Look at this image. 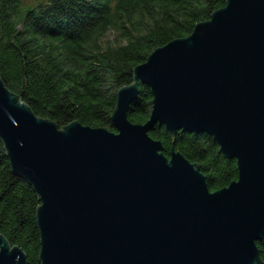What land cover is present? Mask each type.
Returning a JSON list of instances; mask_svg holds the SVG:
<instances>
[{
    "label": "water",
    "instance_id": "obj_1",
    "mask_svg": "<svg viewBox=\"0 0 264 264\" xmlns=\"http://www.w3.org/2000/svg\"><path fill=\"white\" fill-rule=\"evenodd\" d=\"M139 84L144 123L127 118ZM115 131L59 129L0 78V139L40 199V264H261L264 238V0H225L185 37L154 49L120 88ZM206 134L237 178L211 192L200 169L148 132ZM0 264H27L0 234Z\"/></svg>",
    "mask_w": 264,
    "mask_h": 264
},
{
    "label": "trees",
    "instance_id": "obj_2",
    "mask_svg": "<svg viewBox=\"0 0 264 264\" xmlns=\"http://www.w3.org/2000/svg\"><path fill=\"white\" fill-rule=\"evenodd\" d=\"M224 5L225 0H0V78L34 115L59 129L77 122L115 131L110 118L117 91L133 83V69ZM151 109L150 89L139 84L127 118L144 123ZM148 135L161 142L164 156L174 148L196 165L211 192L237 178L236 161L206 134L172 135L156 124ZM39 206L33 187L13 174L0 139V234L22 249L27 264H40ZM256 246L264 264V238Z\"/></svg>",
    "mask_w": 264,
    "mask_h": 264
},
{
    "label": "rangeland",
    "instance_id": "obj_3",
    "mask_svg": "<svg viewBox=\"0 0 264 264\" xmlns=\"http://www.w3.org/2000/svg\"><path fill=\"white\" fill-rule=\"evenodd\" d=\"M112 37H113V35H112L111 33H108V34L106 35V39H109V40H111V39H112Z\"/></svg>",
    "mask_w": 264,
    "mask_h": 264
}]
</instances>
